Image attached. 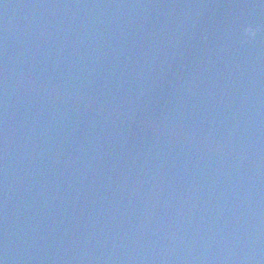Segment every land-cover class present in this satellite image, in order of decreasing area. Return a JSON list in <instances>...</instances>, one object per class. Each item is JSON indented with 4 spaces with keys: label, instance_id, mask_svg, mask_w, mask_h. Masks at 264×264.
<instances>
[{
    "label": "water",
    "instance_id": "95a60500",
    "mask_svg": "<svg viewBox=\"0 0 264 264\" xmlns=\"http://www.w3.org/2000/svg\"><path fill=\"white\" fill-rule=\"evenodd\" d=\"M0 264H264V0H0Z\"/></svg>",
    "mask_w": 264,
    "mask_h": 264
},
{
    "label": "clouds",
    "instance_id": "9594fccd",
    "mask_svg": "<svg viewBox=\"0 0 264 264\" xmlns=\"http://www.w3.org/2000/svg\"><path fill=\"white\" fill-rule=\"evenodd\" d=\"M245 33L247 36L251 37V36H254L256 34V31L257 29L254 28L253 26L251 25H248L246 28H245Z\"/></svg>",
    "mask_w": 264,
    "mask_h": 264
}]
</instances>
